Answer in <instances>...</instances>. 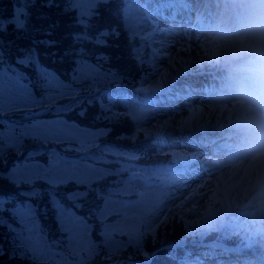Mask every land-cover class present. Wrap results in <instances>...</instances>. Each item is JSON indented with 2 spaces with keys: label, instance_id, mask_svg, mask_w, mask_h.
<instances>
[{
  "label": "snow or ice",
  "instance_id": "1",
  "mask_svg": "<svg viewBox=\"0 0 264 264\" xmlns=\"http://www.w3.org/2000/svg\"><path fill=\"white\" fill-rule=\"evenodd\" d=\"M20 2L23 7L14 12L10 23L17 31L27 32L31 19L29 10L35 5V0ZM112 2L113 0H63L62 3H57V0H45L47 7L60 8L62 15L70 17L71 25L77 29L71 34L74 42L83 43L85 47L88 44L108 47L110 45L107 44V37L118 38L121 29L127 35L130 30L157 16H164L166 12L174 22L177 16H183L189 26L187 28L183 23L168 29L153 28V33L170 36L173 42L161 41L159 49L152 50L150 60L144 56L137 57L132 54V48H129L130 58L137 67L139 77H133L134 83L147 84L154 79L157 83L150 88L137 89V92L148 95H145L144 104L137 105L124 119L136 124L151 123L164 113L156 110L148 113L143 111L144 106L153 103L150 95L163 94L178 83L181 76L188 77L192 74L191 62H184L179 67L174 64L170 70L159 67L158 65H167L170 59L163 53L175 49L179 37H187L200 28L199 18L195 24L192 20L193 13L198 11L193 5L205 3L206 0H119L120 7L117 8L115 16L118 25L116 27L103 19L102 9ZM133 5L136 6L135 9ZM59 26V21H52L40 31L43 35L51 37ZM136 38L137 34L133 31L132 40ZM34 43L47 47L55 46L52 40H39ZM65 55L76 56L77 52L73 49ZM79 55H84L83 49ZM38 57L39 54L33 46L17 49L15 57L6 59L3 47L0 46V161L6 165V154L19 153L25 140L47 142L61 139L66 135L65 129L79 131L75 125H67L62 121L51 124L33 121L23 124L5 119L6 113H15L36 105L41 106L44 111H51V107L43 108L45 104L55 106L57 111L71 109L81 99L77 88L81 91L91 90L99 76V65H84L88 67L85 72L83 67L73 60L77 67L66 81L61 78L62 74L50 72L40 66ZM27 68L36 72L35 79L24 71ZM117 75L121 74L109 71L105 78ZM184 91L187 93L185 99L193 94L191 87ZM37 92L40 93L39 98ZM66 97L69 98L68 104L55 105V101ZM197 111L203 112V109L193 111L187 121L180 122L181 131ZM80 114L83 115V112ZM113 122L118 123L119 117ZM173 124L174 121H165L154 133H146L145 136L163 137ZM204 131L210 132L211 135L216 134V130L208 125L204 126ZM93 146L101 156L92 164L83 163L84 160L90 159L87 154L79 160H68L55 151L48 152L47 160L41 164L33 162L35 153L28 151L26 156L20 153V158L24 159L25 163L14 161L10 169L0 172V181H6L15 190L14 196L0 195V227L6 228L12 237L14 256L18 253L20 259L28 260L30 264H133L134 258L127 255L129 249H132L137 254L143 253L140 264H149V257L153 254L144 251L143 242L149 237L155 242L160 234V227L166 229L171 217V224H178L188 236H216L211 244L202 245L207 247L208 251L201 254L187 253L179 259V264H264V199H261L262 193L257 192L255 188L236 199L229 198L228 202H210L200 218L192 221L190 218L195 215V209L188 207L191 197L177 195V192L182 193L189 189L188 181L179 179L182 173H190L192 176L200 174L190 166L195 158L172 153L176 161L173 167L144 169L128 175L126 180L113 179L111 183H107L109 178L122 173L119 169L114 171L109 167H97L106 163L102 157L108 145ZM205 147L209 151L208 157L230 155L227 145L216 140H211ZM77 151H84L83 146ZM203 165L208 166L202 168L208 175H212L214 170L231 166L227 159L214 161L210 158H206ZM37 182L46 184L48 191L38 190ZM69 184L74 186V190L63 193V199L75 203L92 196L97 201L93 205V216L115 218L116 223L103 228L99 234V242L91 238V231L85 219L68 214L66 207L57 200L60 195L58 189ZM79 189L85 191L81 193ZM43 196H48L49 203L56 209L60 238H50L39 221L40 209L34 201ZM21 197L23 199H20ZM177 201L181 203H176ZM196 203L202 204L203 196L199 197ZM168 204H174L175 207L168 208ZM76 206L82 207L78 203ZM161 216L164 217L163 220ZM117 236L127 239L117 240ZM60 249L66 250L68 255L65 256L64 251ZM249 255H255V260L247 259Z\"/></svg>",
  "mask_w": 264,
  "mask_h": 264
},
{
  "label": "rangeland",
  "instance_id": "2",
  "mask_svg": "<svg viewBox=\"0 0 264 264\" xmlns=\"http://www.w3.org/2000/svg\"><path fill=\"white\" fill-rule=\"evenodd\" d=\"M258 5H260V9L264 14V0H206L205 3L193 5L198 11L193 13L192 20L195 24L200 17V28L197 31L188 34L187 37L183 35L179 37L176 48L163 53V55L170 57L171 54L177 50V60H180V57H183L186 58L188 62H191V58H198L201 68H204V72L197 74V77L192 81H188L184 76H181L176 84L178 90H184V86L191 87L194 100L181 98L185 101L182 100V102L178 104V99H172L166 91L163 94L156 93L150 95V99L153 103L143 107L145 113L156 110L164 113L162 116L166 117V121H174L172 127L167 129L163 137H154L159 147L164 144L169 145L168 147H161L162 150L172 149L178 151L182 155L190 153V156L187 157L195 158L191 161L190 166L200 174L198 176H192L190 173H182L179 179L182 181L187 180L189 183V189L186 192H177V195L191 197L188 207L195 209V215L190 218L192 221L198 220L205 212L207 206H209L210 190L220 193L221 190L225 188L228 192L226 202L229 201V198L236 199L239 196H243L246 191H251L253 188H255L257 192L262 193V195L264 194V180L259 186H257L258 183H255L254 169L256 167L254 162L252 163L254 157L253 153L255 152H252V150L250 151L247 143H244L247 137L246 135L251 136V141L253 142H260L261 139H264L258 138L255 133H264V21H253L251 18L248 19L246 17V13L249 10L253 14L254 12L257 13L259 10ZM133 9H135V7ZM226 11H229V14L236 11L238 16L243 17L245 21L235 20L236 22H234L229 19H226V21L219 19L222 13ZM135 15L136 13L133 11V16ZM182 23L185 25V28L189 27L183 16H177L174 22L167 12L164 16H157L146 22V24H150L151 28L149 36L151 52L154 49H159L161 41L166 43L173 42L170 36L153 33L154 27L168 29ZM133 30H135V28ZM251 42H254L255 45L253 46ZM232 44L241 45V49L238 50L239 52L237 54L232 53V47H230ZM187 46H190L191 48L190 57L185 56L187 54L185 51ZM158 66L163 67L166 70L171 69L169 65ZM35 78L36 75L33 79ZM157 79H159V77H157ZM156 83L157 80H150L149 83L139 85L138 87H135V89L150 88L155 86ZM108 85L114 87V89H119L121 93L124 94L125 101H122L117 97H112L110 100L112 108L117 113L120 112V110L129 112L137 105H143L145 95H148L143 92L128 90L129 88L125 87L122 83ZM98 88L99 85L94 86L93 89L96 90ZM126 93L136 96L139 100H132L130 96L127 97L128 94ZM164 98H166V101H162ZM196 102L214 103V105L218 104L217 111L220 110V112H226L221 119L228 118L229 121H231L232 119L230 117L233 115V111H238L241 114L252 112L256 117L258 116L261 118V120H256L247 115L240 116L241 114H239L238 116H235L237 118L229 122L228 127H225V125L215 124V118L202 117L197 119V117L194 116L192 120L184 126L183 131H181L179 128L180 122L188 120L189 116L192 114L190 107ZM244 104L245 108L243 107ZM55 105L57 104L55 103ZM48 106L50 105L45 104L43 107L47 108ZM38 107V105L30 106L26 111L19 113H21V115H26L27 113H30V110ZM39 109H42V107L40 106ZM155 120H152L151 123H145L140 126L144 136L146 133H154L156 131V129L149 127ZM201 121H204L205 123L204 125H201L199 129H186L196 126V124L198 126ZM53 122H55V120L47 121V123L50 124ZM65 124L74 125L72 123ZM206 125L215 129L216 134L211 135L210 132H205L204 126ZM237 126L242 127L243 129L238 131ZM76 127L79 128V131L65 129L66 135L61 139L53 140L81 139L83 142H86V140H89V142L93 140V142H95L97 134L82 127ZM211 140H216L220 144L227 145L230 155L224 154L208 157L209 151L205 145H209ZM98 142L99 141H97L96 144H98ZM67 143L71 144V141L68 140ZM45 145L44 149H49V147L52 146L53 149H50V152L55 151L68 160L80 159V157H72V155L66 154L62 149H57L54 143H48ZM88 146H90V143L86 147ZM38 148H40V146L33 149ZM84 151L90 152L89 148H84ZM19 153H21V151H19ZM225 156L231 164L230 167L214 170L212 175H208L202 170V168L208 167L207 165H203V161L206 158L219 161L221 157ZM83 163L92 164L89 161H83ZM129 165L130 167H138L141 170L146 169L143 164L139 163L138 166L134 163H130ZM174 165L175 164H170L167 168L173 167ZM258 167L257 170L264 169V156L263 166ZM201 196H203V203L197 204L196 200ZM176 203L181 202L177 201ZM167 207L174 208L175 205L168 204ZM185 211H187V209H185ZM162 218L163 216H161V219ZM114 223H116L115 218L107 220L104 222L103 228ZM184 235L187 234L184 233ZM194 236L196 237V240L201 239L198 234ZM121 239L126 240L127 238L117 236V240ZM185 249L186 251L189 249L188 253L201 254L194 252L193 247L189 248V246H187ZM144 251L151 254L148 249ZM64 254L65 256L68 255L67 252ZM222 258L226 259V257ZM247 259H250V256H248Z\"/></svg>",
  "mask_w": 264,
  "mask_h": 264
},
{
  "label": "trees",
  "instance_id": "3",
  "mask_svg": "<svg viewBox=\"0 0 264 264\" xmlns=\"http://www.w3.org/2000/svg\"><path fill=\"white\" fill-rule=\"evenodd\" d=\"M62 2L63 0H57V3ZM21 7H23V4L20 0H0V46L3 47L6 59L15 57L17 55V49H26L34 46L39 54L38 59L40 66L46 68L50 72L54 71L62 74L61 78L66 81L73 69L77 67V64H80L85 72L88 71V67H84V65H99V76L94 84V86L99 85V88L94 90L93 86L91 90L84 89L83 91L77 88V91H80L81 99L77 104H74L71 109L65 108L63 111H57L56 107H52L51 111H42L31 116L21 115L23 111L27 110V108H25L15 113L5 114V119L15 120L23 124L32 123L33 121L47 122L53 120L72 123L97 134L95 142H93V140L91 142H89V140L83 142L81 139H68L71 141V144H68V140H52L51 142L25 140L23 142V147L20 149L21 153L26 156L28 151H33L35 153L33 162H41L43 164L47 160V153L50 152L49 150L53 149V147L51 146L49 149H44L43 146H40L38 149H33L32 145H36L37 143H54L57 149H62L66 154H83V156L87 154L90 159L84 161L94 163L96 158L101 156L100 152L96 151L93 146L99 141L98 144L108 145V149L102 157L106 163L97 166L101 168L109 167L114 171L119 169L122 173L114 178H109L107 183H111L113 179L126 180L128 175H131L133 172L141 171L138 167H130V163L139 162L152 164L156 165L157 168H164L167 164L175 163L176 161L171 154L179 153L178 151L172 149L162 150L156 143L154 136L146 138L142 130L137 131L141 129L140 126L143 124L126 122L124 117L128 115V111L120 110V112L117 113L112 108L110 102L112 97H117L122 101H125V99L124 94L121 93L120 90L112 89L108 84L119 82L130 85V87L142 85L134 83L133 81V77H137V67L130 58L129 48H132V54L137 55V57L144 56L149 60L151 59V42L149 40L151 33L150 24L145 23L135 28V30H130L127 35L121 29V34L118 38H106L107 44L110 45L108 47L96 46L93 44H88L85 47L83 43L76 44L74 42L71 34L76 32L77 29L71 25L70 17L62 15L60 8L55 6L47 7L45 0H35V5L30 8L31 19L29 21L28 31H17L10 21L14 16V12ZM118 7H120L119 0H113L105 9H102V11H104V21L111 23L113 27L118 26L117 20L115 19ZM132 7L134 8L136 6L133 5ZM109 13H111V15H109ZM52 21H59L60 26L51 37L43 35L40 29L46 28ZM133 31L137 34L135 40H132ZM39 40H52L55 42V46L47 47L43 44L34 43ZM73 49L77 52L76 56L65 55V53H69ZM81 49L84 51L83 56L79 55ZM101 56L105 57V59H97V57ZM73 60H75L77 64H74ZM24 71L32 76V78L36 75V72H34L32 68L24 69ZM109 71L113 73L119 72L121 75L105 78V74ZM141 75H146V73H141ZM137 79H139V77H137ZM89 83H91V81H89ZM126 94H128L127 97L130 96L132 100H139L130 93ZM39 95L40 93L37 92L38 98ZM68 100L69 98L66 97L54 103H65ZM68 102L64 105L68 104ZM38 108H40V106ZM81 112H83V115L80 114ZM105 117H111L112 119H105ZM117 117H119V122H113ZM89 143L90 146L86 147ZM81 146H83V148H89L93 153L88 154L86 152L77 151ZM109 152L112 154H107ZM5 159L7 165L3 161H0V172L10 169L14 161H18L19 163L26 162L24 159L20 158V154L17 156V152L7 153ZM125 172L126 174H123ZM36 187L38 190L48 191L47 185L43 182H37ZM73 190L74 186L71 184L67 187H60L58 189L60 195L57 196V200H59L61 205L66 207L67 213L84 218L91 231L92 239L99 242V234L103 229L104 222L113 218H97L92 215L93 205L97 203L92 196H89L87 199H81L75 203L63 199V193ZM79 191L83 193L85 190L79 189ZM8 193H13L12 196H14L15 190L6 181H0V195H7ZM20 199L23 198L21 197ZM209 201L226 202V189L223 188L220 193L210 190ZM34 203L39 206V221L49 234V237L60 238V224L58 222L57 212L49 203V197L43 196L41 199L34 201ZM77 203L81 204L82 207H77ZM163 219L164 217L161 220ZM170 221L171 217H169V224L166 229L163 226L160 227V234L155 242L151 237L143 242L144 250H154L149 264H179V259L184 255L183 248L180 246L161 247L185 233L178 224L174 226ZM213 236H215V234L207 237ZM11 241L12 237L6 228L0 227V264H30L28 260L20 259L18 253L14 256V246ZM60 250L64 251V253L67 252L63 249ZM127 255L134 258L143 256L142 252L137 254L132 249H129ZM173 257H176V259L174 260Z\"/></svg>",
  "mask_w": 264,
  "mask_h": 264
},
{
  "label": "bare ground",
  "instance_id": "4",
  "mask_svg": "<svg viewBox=\"0 0 264 264\" xmlns=\"http://www.w3.org/2000/svg\"><path fill=\"white\" fill-rule=\"evenodd\" d=\"M258 7H259V10H258L257 13L254 12V14H253L249 10L247 12L248 14L246 13V17L248 19L251 18L253 21L254 20H258L259 22L264 21V14H263L262 10L260 9V5H258ZM219 19L224 20V21H226V19H229V20L234 21V22L240 21V20H244L245 21V19L243 17H241V16H238V14H234L233 12L229 14V11L223 12ZM251 43H252L253 46L255 45L254 42H251ZM230 47H232L231 51H232L233 54H237L239 52L238 50L241 49V45H237V44H232V46H230ZM185 51L187 53L185 56L186 57H190L189 56V55H191L190 54L191 53L190 46H187L186 49H185ZM176 57H178L177 50L174 51L171 54L170 59H169L167 65H169L170 67H172V65H174V64L176 65L177 64L178 67H179L184 62H188L186 60V58L180 57L181 59L180 60H177ZM203 69L204 68H201V64H199L198 58H194V59L191 58V71H195V72H192V74L190 76L185 77L186 80L192 81L195 77H197L196 76L197 74H199L201 72H204ZM176 84L177 83H175L173 86H171L170 90L167 91V92L169 93V96L172 97V99H178V101H179L178 104H180L182 102V100L185 101L184 99H181V98H184L186 96L187 93L184 90L186 88H188V86H184V88H185L184 90H178V88L176 87ZM187 99L194 100V98H193L192 95L189 96ZM162 101H166V98H164ZM243 107L245 108V104L243 105ZM217 108H218V104H215L214 105V103L212 104V103H207V102H202V103H197L196 102V103H194L190 107L191 113L193 111H196V110H199V109H203V112L197 111V114L195 115L197 117V119L198 118H202V117H205V118L208 117V118H212V119L215 118L214 119L216 121V122H214L215 124L225 125V127H228L229 122H231L232 120H234L235 118H237L235 116H238L239 114H241L238 111H233V115L230 117L232 120L229 121L228 118H222L221 119V117H223V115L226 112H220V110L217 111ZM244 115L253 117L256 120H261V118H259L258 116L256 117L255 114L252 113V112H247L246 114H241L240 116H244ZM165 121H166V117L165 116L158 117L155 121L152 122V124L149 127L152 128V129H157V128L160 127V125L164 124ZM217 122H219V123H217ZM204 123H205L204 121H201L198 126L196 124V126H193V127H190V128H186V129H192V128L193 129H199L201 127V125H204ZM237 128H238L237 130H239V131L241 129H243L242 127H239V126H237ZM188 132H191V131H188ZM255 133L257 134V137L258 138H264V133L263 132H261L263 134H261L259 132H255ZM262 140H264V139H261V141L258 142V143H256V144H254V143L252 144V143H250L251 142V139L247 136L246 137V141H245V143H247V145L250 147V149L252 150V152H255V153H253L254 154V157H253L252 163L254 162V165L256 167L254 169V171H255V183L256 184L257 183H260L261 181L264 180V169L263 170H257L259 168L258 166H263V156H264V148L263 147H264V141H262ZM213 150L215 151V149H213ZM254 150H256V151H254ZM226 158H227L226 156L225 157H221L219 159V161H222V160H224Z\"/></svg>",
  "mask_w": 264,
  "mask_h": 264
},
{
  "label": "water",
  "instance_id": "5",
  "mask_svg": "<svg viewBox=\"0 0 264 264\" xmlns=\"http://www.w3.org/2000/svg\"><path fill=\"white\" fill-rule=\"evenodd\" d=\"M131 91H137V90L133 88V89H131Z\"/></svg>",
  "mask_w": 264,
  "mask_h": 264
}]
</instances>
